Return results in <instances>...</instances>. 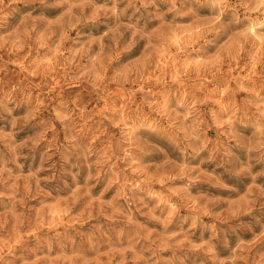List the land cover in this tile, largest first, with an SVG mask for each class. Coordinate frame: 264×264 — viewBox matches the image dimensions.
Instances as JSON below:
<instances>
[{
  "label": "rangeland",
  "instance_id": "rangeland-1",
  "mask_svg": "<svg viewBox=\"0 0 264 264\" xmlns=\"http://www.w3.org/2000/svg\"><path fill=\"white\" fill-rule=\"evenodd\" d=\"M263 0H0V264H264Z\"/></svg>",
  "mask_w": 264,
  "mask_h": 264
},
{
  "label": "bare ground",
  "instance_id": "bare-ground-1",
  "mask_svg": "<svg viewBox=\"0 0 264 264\" xmlns=\"http://www.w3.org/2000/svg\"><path fill=\"white\" fill-rule=\"evenodd\" d=\"M263 5H264V0H263ZM264 8V7H263Z\"/></svg>",
  "mask_w": 264,
  "mask_h": 264
}]
</instances>
